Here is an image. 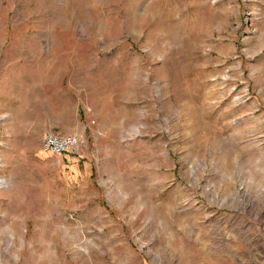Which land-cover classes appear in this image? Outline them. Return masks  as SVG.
<instances>
[{
	"label": "rangeland",
	"instance_id": "374dc122",
	"mask_svg": "<svg viewBox=\"0 0 264 264\" xmlns=\"http://www.w3.org/2000/svg\"><path fill=\"white\" fill-rule=\"evenodd\" d=\"M0 264H264V0H0Z\"/></svg>",
	"mask_w": 264,
	"mask_h": 264
},
{
	"label": "built area",
	"instance_id": "2783aa9c",
	"mask_svg": "<svg viewBox=\"0 0 264 264\" xmlns=\"http://www.w3.org/2000/svg\"><path fill=\"white\" fill-rule=\"evenodd\" d=\"M82 137L79 135H47L44 139V150L55 155L63 156L64 154L80 149Z\"/></svg>",
	"mask_w": 264,
	"mask_h": 264
},
{
	"label": "trees",
	"instance_id": "16d2710c",
	"mask_svg": "<svg viewBox=\"0 0 264 264\" xmlns=\"http://www.w3.org/2000/svg\"><path fill=\"white\" fill-rule=\"evenodd\" d=\"M66 155V154H65Z\"/></svg>",
	"mask_w": 264,
	"mask_h": 264
}]
</instances>
